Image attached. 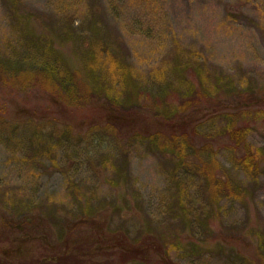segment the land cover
<instances>
[{"label":"rangeland","instance_id":"1","mask_svg":"<svg viewBox=\"0 0 264 264\" xmlns=\"http://www.w3.org/2000/svg\"><path fill=\"white\" fill-rule=\"evenodd\" d=\"M6 1L0 0L2 58L8 57V45L15 40L13 13ZM21 1L25 8L54 23L63 24L69 20L76 26L86 27L97 14V22L119 38L126 60L142 75L147 76L158 68L167 69L183 55L190 60L192 54H196L202 71L210 75V84L214 83L213 78L222 76L232 79L240 90L252 91L257 98L254 97V107L238 120L250 124L248 142L264 150V0ZM219 96L221 101L217 105L200 106L195 112V121L205 124L209 114L239 108L236 97L227 95L226 91H219ZM45 98L36 86L19 90L0 81V114L5 118V122L0 121L2 263L33 264L49 253L50 246L55 244L57 229L72 230L79 216L76 214L74 218L72 212H78L86 204L85 208L91 205L101 209L97 214L104 228L102 235L123 236L128 243L153 240L163 248L162 253L169 248V257L175 264H246L242 257L235 256L227 248L225 252L199 246L195 250L187 249L192 236L200 239L203 245L209 244L210 249L214 248V237L221 236L226 241L231 236L230 245H236L237 253L256 255L255 242L241 237L240 232L248 233L249 226L264 231V164L258 178H250L233 164L225 149L219 150L217 159L221 166L246 186L249 196L244 202H220V216L209 222L214 234L193 214L189 215L186 227L183 220L172 213L173 196L177 192L172 181V163L147 144H128L124 146L125 154L117 153L115 149L110 159L105 151L69 145H60L48 155L40 153V145L47 140L38 142L32 128L22 126L17 133L9 131L7 127L11 123L22 125L30 119L37 122L43 115L70 122L56 109L48 108ZM224 123L219 118L213 124L206 123L203 128L208 134ZM124 164L126 180L119 186L114 182L117 180L115 170ZM71 181L81 191L82 200L78 203H74L69 189ZM188 188L193 204L204 202V197L197 195L195 182H189ZM23 212L30 213L37 222L44 216L48 218L49 213L57 214L58 226L56 229L51 225L49 246L41 241H23L25 235L15 233L12 236L4 223L18 218L14 215ZM76 233H70V237H76ZM80 233L90 232L83 229ZM6 248L12 250L9 251L11 255L5 252ZM121 254L124 252L119 249L96 253L90 258L91 264H120L125 258ZM151 258L153 264L159 256L152 255Z\"/></svg>","mask_w":264,"mask_h":264},{"label":"trees","instance_id":"2","mask_svg":"<svg viewBox=\"0 0 264 264\" xmlns=\"http://www.w3.org/2000/svg\"><path fill=\"white\" fill-rule=\"evenodd\" d=\"M6 3L13 13L12 32L16 41L8 45L7 58L0 56V81L12 89L38 87L46 97L48 108L56 109L70 121L60 122L58 118L43 115L39 122L30 119L22 125L11 123L7 127L9 131L17 133L22 126L32 128L38 142L47 140L40 145V153L48 155L60 145H69L105 151L110 159L115 149L125 154L124 146L128 144H147L172 163V181L177 190L172 213L181 218L186 227L189 215L193 214L214 234L209 222L220 216V202L247 200L248 189L224 170L217 154L225 149L233 164L247 176L257 179L260 175L264 150L248 142L250 124L238 120L254 107L257 98L252 91H242L232 79L222 76H216L210 84V75L202 71L196 54H192L190 60L183 55L167 69L158 68L147 76L142 75L126 60L119 38L97 22V14L84 27L69 20L63 24L54 23L25 8L21 0H7ZM219 91L236 97L239 108L209 114L205 124H213L219 118L225 123L206 134L205 124L195 121V112L204 104L217 105L221 101ZM4 119L0 114V121L5 122ZM7 128L5 126L4 131L7 132ZM124 167L125 164L115 170L118 181L114 182L119 186L126 180ZM189 182L196 183L197 195L204 197L203 203L193 204ZM69 189L74 203L82 200L74 181L69 183ZM85 206L72 212L74 218L76 214L79 216L74 228L66 232L56 228L57 214L53 213L37 222L30 213L23 212L4 224L12 231V236L15 233L25 235L23 241H41L48 246L51 225L57 229L50 252L33 264H91L90 258L96 253L113 249L124 252L121 256L125 258L120 264H152V255L160 259H155L153 264H175L169 257V248L162 253L163 248L153 240L128 243L123 236L102 235L104 228L97 214L101 209ZM83 229L90 233H80ZM75 231L81 235L70 237ZM240 234L255 242V258L237 253L236 245H230L231 236L227 242L221 236L214 237L211 249L209 244L203 245L200 239L192 236L187 249L195 250L199 246L225 252L227 248L235 256L242 257L246 264H264V231L249 226L248 233ZM9 251L12 250L6 248L5 252ZM0 264L6 263L1 260Z\"/></svg>","mask_w":264,"mask_h":264}]
</instances>
